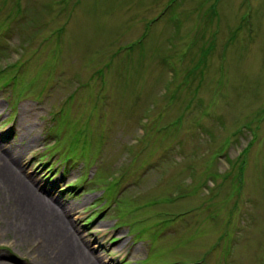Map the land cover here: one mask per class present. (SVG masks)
Listing matches in <instances>:
<instances>
[{"label": "rangeland", "instance_id": "rangeland-1", "mask_svg": "<svg viewBox=\"0 0 264 264\" xmlns=\"http://www.w3.org/2000/svg\"><path fill=\"white\" fill-rule=\"evenodd\" d=\"M0 158L10 264H264V0H0Z\"/></svg>", "mask_w": 264, "mask_h": 264}, {"label": "bare ground", "instance_id": "bare-ground-1", "mask_svg": "<svg viewBox=\"0 0 264 264\" xmlns=\"http://www.w3.org/2000/svg\"><path fill=\"white\" fill-rule=\"evenodd\" d=\"M29 109H24L22 112L23 113H29ZM31 142H32V140H29L28 141V144L30 145L31 144ZM28 145V146H29ZM22 150L21 149H19L18 151H16L15 152V154L14 153H12V152H8V151H6V153L4 154V156L6 157V158H8L9 159V161H10V163L13 165V166H15L16 168H21V167H19V166H21L22 165V161L20 160V159H18V157H17V155H19V153L21 152ZM14 154V155H13ZM0 160H2V158H0ZM3 161V160H2ZM4 162V161H3ZM34 181L35 180H30L29 182H27V184H28V186H29V189H28V196H27V199L29 200V202H31V203H33V204H35V207H38L37 206V197L34 195L35 194V192L34 191H32V189H33V186L34 187H36L35 186V184H34ZM31 189V190H30ZM30 203V204H31ZM25 206L28 208V209H30L31 210V208L28 206V204L25 202ZM45 206L49 209V211H51L52 213H55L56 214V212H54V211H52V209H50V207H51V205L49 204V203H47V204H45ZM60 206H61V212H62V216L60 217L61 219H59L58 218V215H57V218H55V219H57L56 221H58L57 223H58V225L61 223V226L62 225H64L63 223H64V220L63 219H65V218H69L70 217V215H71V210H72V207L71 206H62L61 204H60ZM32 208H34V207H32ZM32 215H37V213H35L34 212V210H33V212L31 213ZM63 220V221H62ZM76 242H77V245L76 244H73V246H71L72 247V249H73V251H74V253H75V255L76 254H81V256L83 257L84 255H85V252H84V250L81 248V245H82V247L85 245V247L86 248H88V251H91L90 250V245L88 244V243H85L84 242V240L82 239V238H79L78 240H76ZM121 244V243H120ZM79 245V246H78ZM122 245V244H121ZM82 250H81V249ZM84 248V247H83ZM36 250V249H35ZM71 253V251H70V249H67V251H66V253ZM86 256V255H85ZM87 257H88V254H87ZM89 258V257H88ZM10 258L9 257H5L4 255H2V254H0V264H10L9 262H8V260H9ZM94 260H95V263L96 264H104L103 262H102V260H100L97 256H94ZM11 261H14V259H12ZM69 263V262H68Z\"/></svg>", "mask_w": 264, "mask_h": 264}, {"label": "trees", "instance_id": "trees-1", "mask_svg": "<svg viewBox=\"0 0 264 264\" xmlns=\"http://www.w3.org/2000/svg\"><path fill=\"white\" fill-rule=\"evenodd\" d=\"M252 139H254V138H252ZM248 152H249L248 147H244V149H242V151L239 153V155L235 158V160H240L241 169L244 168V167H242L244 164L243 159L247 155ZM66 159H68V157Z\"/></svg>", "mask_w": 264, "mask_h": 264}]
</instances>
